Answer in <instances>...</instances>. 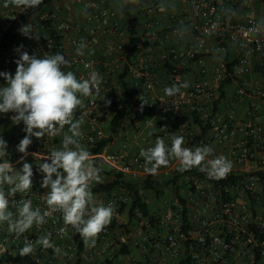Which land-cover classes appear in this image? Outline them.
Returning <instances> with one entry per match:
<instances>
[{
  "label": "built area",
  "instance_id": "built-area-1",
  "mask_svg": "<svg viewBox=\"0 0 264 264\" xmlns=\"http://www.w3.org/2000/svg\"><path fill=\"white\" fill-rule=\"evenodd\" d=\"M65 2L43 0L26 23L32 25V38L19 32L8 41L0 54V72L15 75V61L20 56L16 49L21 45V52L26 51L30 56L64 55L70 65L64 70L73 71L78 79L87 78L92 71L99 72L103 77L99 97L93 92L91 97L83 98L85 106L75 114L86 123L80 143L91 150L105 137L96 111L109 107L104 97L111 102L115 98L110 79L113 75H123L124 58L99 70L94 59L78 55L76 49L81 41L91 45L97 35L107 38V24L119 36L121 27L114 20L111 0H98L101 8L87 10L82 23H74L65 11ZM171 2L179 4L180 12L170 11L162 29L158 28L152 19L164 3ZM4 3L0 6V42L18 18L32 9L11 4L4 7ZM135 10L146 21L139 29L140 42L124 77L131 76L139 87L133 100L134 110L140 113L141 105H146L142 100H146L154 114H171L176 127L170 131L161 128L159 134L163 138L169 139L174 131L184 137V147L194 150L210 146L213 155L208 159L225 156L232 162L230 172L217 179L198 167L191 168L190 173L178 180L176 190L171 187L172 197L163 210L148 217L135 209L130 218L125 198L96 199L97 204H112L115 211L111 223L97 238V248H90L89 252L85 244L79 249L73 228L64 224L59 212L47 218V223L34 225L19 237L9 233L6 224H0L2 256L15 257L25 241L34 242L48 233L53 245L61 249L58 254L53 248L37 245L33 253L26 255L27 261H0V264H85L84 258L88 264H264V121H258L264 117V32L249 31L264 17V0H139ZM233 12L236 14L232 15ZM123 29L126 33L125 26ZM183 39H186L183 47L173 43ZM208 40L214 42L209 53L216 60L217 54L226 50L224 42L234 47L235 56L228 59L229 68L224 59L208 67ZM122 46L117 45L116 50L121 52ZM103 52L109 55L110 48L105 46ZM153 64L166 77L163 88L178 84L177 78L183 72H191L194 78L176 96L154 101L151 94L161 79ZM226 79L231 80L226 87L233 84L234 91L233 99L227 101L230 105L223 109L222 99L224 102L228 99L220 98V87ZM3 86H7L6 80L0 87ZM13 115V112L0 114V123H9ZM194 118L199 125L193 124ZM201 128L207 129L205 138ZM45 144L42 138L30 145L27 157L33 153L45 156V152L38 151ZM22 155L8 149L7 159L14 166ZM92 159L95 166L128 177L149 175L140 154L128 157L102 150L92 154ZM178 167V161L171 160L157 174L167 175ZM46 194L38 182H32L31 190L9 200L11 204L13 200L30 199L33 207L43 212L47 210ZM128 244L139 249V257L130 262L117 261L127 255ZM120 249L124 250L123 254H118Z\"/></svg>",
  "mask_w": 264,
  "mask_h": 264
},
{
  "label": "clouds",
  "instance_id": "clouds-1",
  "mask_svg": "<svg viewBox=\"0 0 264 264\" xmlns=\"http://www.w3.org/2000/svg\"><path fill=\"white\" fill-rule=\"evenodd\" d=\"M42 3L43 0H5L4 7L11 4L18 8H37ZM19 31L28 38H32L31 34L34 33L30 23L21 26ZM249 31L264 32V17ZM85 47L86 44L81 41L76 49L77 54L82 56ZM22 48L23 45L16 49L20 56L15 61V75L0 72L7 82V86L0 87V114L15 113L11 117L12 122L16 125L23 122L26 133L17 146V151L23 154L18 161L23 164L19 170L7 159V142L0 136V224H6L7 231L19 237L34 225L39 227L47 223V218L59 212L64 224L76 229L86 246H95L99 234L111 223L115 209L110 203L105 206L97 204L94 199L92 189L94 183L102 182L101 169L95 166L92 154L80 143L84 119H77L75 114L77 109L85 106L83 98L91 97L93 92L99 97L103 77L99 72L92 71L87 78L78 79L73 71L64 70L65 66H70L64 55L30 56L26 51L21 52ZM188 87L187 82L173 84L166 87L164 93L173 97ZM103 100L106 105L111 104L105 97ZM142 101L148 104L146 100ZM148 135H153V132ZM45 136L61 137L60 148H52L46 156L32 154L37 161H50L38 162L39 171L44 174L41 187L48 190L45 197L47 210L41 212L39 207L34 208L30 199L13 200L10 204L9 197L31 190L33 168L24 162L29 154L27 149L33 142L32 137L39 140ZM170 139L171 147L166 145L163 138L157 137L153 147L140 150L145 172L155 175L160 167L168 166L171 160L178 161L181 172L199 167L210 178H224L230 172L232 162L225 156L208 159L213 155L210 146L193 150L183 146L185 141L182 136L173 135ZM37 245L45 249L53 248L58 254L61 252L53 245L51 233H48L34 242L25 241L19 254L29 255Z\"/></svg>",
  "mask_w": 264,
  "mask_h": 264
},
{
  "label": "crops",
  "instance_id": "crops-1",
  "mask_svg": "<svg viewBox=\"0 0 264 264\" xmlns=\"http://www.w3.org/2000/svg\"><path fill=\"white\" fill-rule=\"evenodd\" d=\"M5 2V0H0V6ZM132 4H133V13L135 15H137L138 20L140 21V28H143V24L145 23L146 19L145 17H143L142 15H138L136 14V4L139 2V0H131ZM111 9L114 12V20L117 21L119 23V27H121L119 30L122 35H117L113 32H111V29L109 27V24L106 25L107 27V31H108V35L107 38H103L101 35H97L93 38L94 43H92L91 45L87 46L83 49L84 52V56L86 58L89 59H94L96 61L97 64V69H102L106 64H114L116 63L117 60H119V58L121 57L120 52H118L116 50L117 45L121 44L123 45L126 40H127V35L126 33H124V26H125V21H124V17L122 15V11L123 8L125 6V3L123 0H111L110 3ZM65 11L72 17L74 23H82L83 19H84V14L87 10H91V11H96L99 8H101L100 3H98V0H66L65 5H64ZM170 11H176V13L180 12L179 9V4L175 3V2H171V3H164L155 13V16L153 17V21L155 23H157V27L162 29V26H164L165 24V16L166 14H168ZM142 31V29H141ZM185 41L186 39H183L180 42H175L173 41V43L176 44L177 47H183L185 45ZM214 45V42L212 40H208L206 41V56H207V65L209 68H211L213 66V64L215 63V61H217L218 59H224V57L228 54L229 59H234L235 56V49L233 46L228 45L226 42H224V45L226 46V50L223 52H220L217 54V60L215 59V57L213 55H210V47ZM108 46L110 48V54L109 55H104V47ZM157 54L159 53V50L156 52ZM158 65L153 64V67L159 71V77L161 79V83L156 86L154 88L153 93L151 94V97L154 99V101H159L163 98H168V96L165 95L164 93V89L167 87L165 86L163 88V84L165 83V75L164 73L160 72L159 67H157ZM162 68V67H161ZM14 76V75H13ZM114 77L110 79V82L113 84V89L112 91L114 92V97L116 98L119 95H122V88L124 87L122 85V81L120 80L119 76L117 75H113ZM194 78V75L190 72V73H186L183 72L182 75L180 77L177 78V83H183V82H189L191 79ZM4 79L0 78V86L4 84ZM124 81L131 83L130 87H135V81L133 80V78L131 76H127V78L124 79ZM138 87V86H136ZM184 89H181V91H183ZM233 91H234V85L231 84L228 87L225 88V97L228 100H224L222 99L223 103H221L223 105V109L226 106H229L230 102L229 99H233L232 95H233ZM122 104H128V105H133V100L130 101H124L122 99L121 101ZM96 115L99 119V123L100 126L103 128H106V126L108 125V122L112 116V110L109 108H105V107H100L97 111H96ZM259 122L264 121V117H260L258 119ZM139 122V121H138ZM161 123V124H159ZM149 125H153L154 127H149ZM24 124L23 122H21L19 125H16L12 122V120L7 123H0V136L3 137V139L7 142V146L8 149L11 151H16V153H19L17 151V146L19 144V142L24 138V136L26 135V133L23 131L24 129ZM176 127V121L172 120V115L171 114H167V115H159V114H152V116L147 119L144 123H137L135 120L132 124V122L130 121V119L126 120L124 125L122 126V128L120 129L119 133L115 136H112V140L105 146V148L103 150H106L108 152H112V153H116L118 155L121 156H134L136 154L140 153V150L143 149H147L149 147H153L155 144V140L157 137H161L163 138L160 134H159V130L161 128H163L164 130L162 131H170L173 128L175 129ZM82 129L86 130V123L84 122V124L82 125ZM65 131H67V127L65 129ZM149 132H153V135L149 136L148 133ZM176 135L178 136L174 131L171 132L170 137ZM105 136L109 137L110 133L109 132H105ZM166 139L163 138L165 140V143L168 147H171V139ZM46 144L43 146H40L38 148V151H43L46 153V155H48V152L52 149V148H60L61 147V137L57 136L54 138H49L47 136L44 137ZM32 144H37L38 139H36L35 137H32ZM31 144V145H32ZM30 147V146H29ZM45 155V156H46ZM42 160H36L34 156H29L25 158L24 162H27L29 164L32 165V168L35 169L38 166V162L41 163ZM50 162V161H49ZM18 163V162H17ZM23 166L22 163H18L16 165H14V168L16 170L21 169ZM102 171L103 167L100 168ZM109 171H112L108 168ZM106 172V171H104ZM114 172V171H113ZM171 173V172H170ZM170 173L165 175L163 173H158L155 175H161L163 174L164 176H170ZM44 174L39 172L37 174H33L32 177V182H38L39 185L41 186L42 183V179H43ZM102 180H104V176L102 178ZM45 189V188H43ZM5 190L7 191V186H5ZM46 191H48L47 189H45ZM17 195H21L20 193H17ZM94 195V199H100V198H106V195H104L103 193H98V194H93ZM111 197H120V198H125L127 199V204L125 205L126 209H129L130 207V196L129 193L126 191H115L114 195H112ZM172 197V191H171V187L166 189L165 194L160 195V197L155 198L154 196L151 197V194L149 192H145L142 196V200L143 202H145L148 207H149V211L150 214L159 212L160 210L162 211L163 208L166 206L168 200ZM149 214V215H150ZM117 232V231H115ZM120 235V234H119ZM119 237H122L119 236ZM97 245V244H95ZM86 247V251L92 248L95 249L97 248L95 247H90V246H85ZM91 250V249H90ZM139 249L133 247V245L128 244L127 247V255L123 256V257H119L117 259V261L119 262H130L134 259H137L139 257ZM3 255V252L0 251V259ZM85 260V264H88V259L84 258ZM129 264V263H127Z\"/></svg>",
  "mask_w": 264,
  "mask_h": 264
},
{
  "label": "trees",
  "instance_id": "trees-1",
  "mask_svg": "<svg viewBox=\"0 0 264 264\" xmlns=\"http://www.w3.org/2000/svg\"><path fill=\"white\" fill-rule=\"evenodd\" d=\"M125 3V6L123 8L122 14L124 16L125 21V29L127 34V40L122 46V50L120 52L121 57L124 59V73L119 78L122 81V85L124 86L122 88V95L117 96L113 99L111 104L109 105V109L112 110V116L108 122V125L106 128L103 127L104 132H109V137H104L101 139L93 149L89 150L91 154H97L100 153L105 146L112 140V136H115L119 133L120 129L124 125L125 121L130 119V121L134 122V120H138L140 123H144L147 119H149L153 111L148 107V105H144L140 113L136 112L134 110L133 105L128 104H122V99L124 101H130L134 100L136 95L139 93V87H130L131 83L125 82L124 77L126 76L128 64L131 63L133 56L136 52L137 44L140 42V34H139V27H140V21L138 20L137 16L132 13L133 4L131 0H123ZM37 8H32L31 10L27 11L23 15H21L18 20L14 23V25L11 27V29L6 33L3 40L0 42V54L1 52L6 48L8 41L16 37V35L20 32L19 29L21 26L26 25L28 19L30 16L35 13ZM229 56L228 54L224 58V62L226 63L227 68H229L231 65L228 63ZM162 67V66H161ZM167 68V65L164 66ZM169 68V66H168ZM259 70V69H258ZM230 79H226L221 83L220 87V98H222L224 93V88L228 84H230ZM167 115V114H165ZM193 124L199 125V121L194 118ZM161 124V123H159ZM207 133L206 128H201V134L205 138ZM264 145V143H263ZM43 162H49L42 160ZM50 163V162H49ZM199 168V167H198ZM191 170V169H190ZM190 170L181 172L179 170H176L175 172L171 173L170 176H164L161 175H146V176H137V177H128L121 173H116L113 171L104 172L101 170V177L104 180L100 183H94L93 186V194L103 193L106 195V198L111 197L114 195L115 191H126L129 193L130 196V207H129V216L130 218L133 217V211L137 209L142 213L143 216L148 217L150 214L148 205L143 202L142 196L145 192H149L151 194V197L158 198L160 195L165 194L166 189L168 187H172V189H177L178 187V180L183 179L184 175L187 174V172L190 173ZM39 167L37 166L35 169H33V174L39 173ZM192 172V171H191ZM177 192V191H176ZM74 238L77 242V245L80 250L84 247V242L80 234L77 232L76 229H74ZM20 250V249H19ZM19 250L15 257H12L10 255H4L1 257L0 261L2 262H11V261H17V262H24L28 260L27 256H21L19 254ZM124 250L120 249L118 254H123Z\"/></svg>",
  "mask_w": 264,
  "mask_h": 264
},
{
  "label": "rangeland",
  "instance_id": "rangeland-1",
  "mask_svg": "<svg viewBox=\"0 0 264 264\" xmlns=\"http://www.w3.org/2000/svg\"><path fill=\"white\" fill-rule=\"evenodd\" d=\"M103 170L106 171V172L109 171L107 167H103Z\"/></svg>",
  "mask_w": 264,
  "mask_h": 264
}]
</instances>
